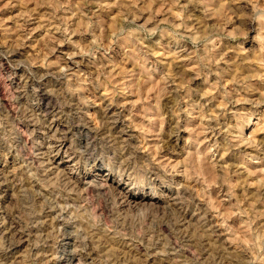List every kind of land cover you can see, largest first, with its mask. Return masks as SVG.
Returning <instances> with one entry per match:
<instances>
[{
    "label": "rangeland",
    "instance_id": "1",
    "mask_svg": "<svg viewBox=\"0 0 264 264\" xmlns=\"http://www.w3.org/2000/svg\"><path fill=\"white\" fill-rule=\"evenodd\" d=\"M0 90V264H264V0H0Z\"/></svg>",
    "mask_w": 264,
    "mask_h": 264
},
{
    "label": "bare ground",
    "instance_id": "2",
    "mask_svg": "<svg viewBox=\"0 0 264 264\" xmlns=\"http://www.w3.org/2000/svg\"><path fill=\"white\" fill-rule=\"evenodd\" d=\"M1 91V90H0ZM40 91V90H39ZM2 94V93H1ZM40 96V95H39ZM40 99L42 100V98H41V96H40ZM40 99H39V101H40ZM41 109V112L42 113H44L45 115H47V114H49L48 113V109H47V107H44L43 109L42 108H40ZM41 113V114H42ZM207 119V118H206ZM170 121V120H169ZM204 125V124H203ZM84 128H78V130H76V131H78L79 133H82V132H84ZM173 135V134H172ZM174 138L173 137H171L170 139H169V143H170V141H172ZM84 150L86 151V152H91L90 151V148H91V146H92V144L89 142H87L88 140H87V138L85 137V139H84ZM167 141V140H166ZM90 146V147H89ZM166 149V148H165ZM83 150V151H84ZM91 154V153H90ZM90 156V155H89ZM164 157V156H163ZM153 164V163H152ZM158 169V168H157ZM104 186V185H103ZM162 226H164V225H162ZM8 230H10V229H8ZM6 233V232H5ZM11 233V232H10ZM12 236V235H11ZM94 236V235H93ZM14 237V236H13ZM107 238V237H106ZM8 239V238H7ZM12 239V237L11 238H9L8 239V241H9V243H7L8 245L6 246L7 248H6V252L4 253V254H2V256L0 257V258H3V257H5L6 255L8 256V255H10V254H12L15 250H16V248L18 247V242H16L14 239H13V241L11 240ZM65 240H67V238H65L64 239V241ZM15 241V242H14ZM113 243V242H112ZM184 253V252H183ZM67 260H68V258H67ZM63 259L62 260H60V258H59V260H58V263H60V264H63ZM119 262V261H118Z\"/></svg>",
    "mask_w": 264,
    "mask_h": 264
}]
</instances>
